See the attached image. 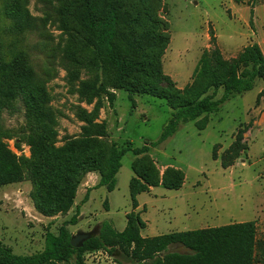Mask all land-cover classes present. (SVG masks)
Wrapping results in <instances>:
<instances>
[{"label":"trees","instance_id":"trees-1","mask_svg":"<svg viewBox=\"0 0 264 264\" xmlns=\"http://www.w3.org/2000/svg\"><path fill=\"white\" fill-rule=\"evenodd\" d=\"M27 1L0 0V187L31 182L34 205L47 217L75 210L57 232L46 233L40 252L19 255L0 242V264H87L86 254L97 251L115 256L124 253L135 264H257L261 244L255 221L144 237L146 223L133 211L127 214L123 231L104 221L98 234L94 231L80 248L71 245L74 234L70 227L80 221L81 206L75 205V200L86 176L97 173L99 182L88 189L82 204L93 189H116L122 159L128 152L136 156L132 163L135 176L130 181L134 209L137 197L151 188L162 185L169 190L181 189L184 172L168 167L162 175L151 148L172 137L181 124L196 122L199 130H205L210 114L253 90L256 81L264 79L261 47L252 44L230 60L218 48L205 51L192 82L180 89L163 68L171 42L170 25L161 15L163 0H54L52 15L55 20L59 18L69 32V42L75 44V51L66 50L62 61L69 83L76 87L82 102L93 105L91 111L76 107L75 114L84 123L82 132L59 145V114L44 81L54 67V56L48 57L43 66L36 59L30 39L36 35L41 19L30 14ZM89 68L95 70V78L75 84L81 70ZM110 89L127 92L134 107V95L167 103L172 115L158 141L134 148L130 143L120 147L110 140L106 122H99L103 95L112 103L116 99ZM7 114L22 116L19 127L8 126ZM247 132L248 128L241 125L235 141L223 153L224 169L232 167L248 150ZM9 141H14L19 151L28 146L30 157L15 153ZM213 157L217 160L216 152ZM173 245L190 252H170Z\"/></svg>","mask_w":264,"mask_h":264},{"label":"rangeland","instance_id":"rangeland-1","mask_svg":"<svg viewBox=\"0 0 264 264\" xmlns=\"http://www.w3.org/2000/svg\"><path fill=\"white\" fill-rule=\"evenodd\" d=\"M55 3L28 0L26 7L32 16L41 19L36 35L30 39L36 59L43 66L48 57L54 56V67L44 81L52 96V106L59 114V145H63L65 138L82 132L84 123L76 116V107L91 111L93 105L82 102L76 87L69 83L62 61L66 50L75 51V44L69 42V32L59 18L55 20L52 15L51 6ZM163 3L161 15L168 21L171 35L163 68L180 89L192 82L198 61L207 50L218 48L229 60L252 44H258L264 52V0H163ZM90 77L95 78V70L83 69L74 83ZM110 91L116 94V99L112 103L103 95L104 107L99 117V122L107 124L110 140L120 147L130 143L134 148L158 141L172 115L167 103L151 96L134 95V107L127 92ZM209 120L205 130H199L196 122L181 124L172 137L151 148L150 154L161 174L168 167H175L184 172L185 183L179 190L161 185L137 197L142 204L137 213L147 224L142 235L155 237L255 221L261 244L257 264H264V79L257 80L253 90L223 104L218 112L209 115ZM22 121L20 115H6L10 127H19ZM241 125L248 128L244 135L248 150L232 167L224 169L221 157L235 141ZM9 145L18 155L30 157L28 146L19 151L14 141H9ZM135 159L132 152L123 157L113 192L105 187L93 189L90 201L82 204L88 186L81 185L75 200V205L81 206L80 221L70 227L74 235L79 231L98 234L104 221H110L118 231L124 230L127 213L134 211L130 181L135 176L132 168ZM32 191L29 181L0 187V242L19 255L42 251L46 233L57 232L75 210L74 207L57 217L44 216L34 205ZM170 252L190 251L173 245ZM87 255V264H135L121 252L116 256L105 251L92 257Z\"/></svg>","mask_w":264,"mask_h":264},{"label":"crops","instance_id":"crops-1","mask_svg":"<svg viewBox=\"0 0 264 264\" xmlns=\"http://www.w3.org/2000/svg\"><path fill=\"white\" fill-rule=\"evenodd\" d=\"M172 167V166H171ZM165 169V168H164ZM229 169V168H228ZM88 181V183H87ZM99 182V176L97 173H89L86 178L84 179V182L82 183V186H85L87 185L88 186V189H91L93 187H95ZM81 187V186H80ZM80 189V188H79ZM79 191V190H78ZM150 191H152V188L150 189ZM149 191V192H150ZM92 193V191H91ZM91 193H90V198H91ZM90 201V200H89ZM108 201V200H107ZM109 202V201H108ZM138 206L136 209H134V212H139L142 208V204H140L138 201ZM110 204V203H109ZM128 214V213H127ZM140 214V213H139ZM127 225V224H126ZM147 226V224H146ZM146 228V227H145ZM125 229V228H124ZM145 237V236H144Z\"/></svg>","mask_w":264,"mask_h":264},{"label":"water","instance_id":"water-1","mask_svg":"<svg viewBox=\"0 0 264 264\" xmlns=\"http://www.w3.org/2000/svg\"><path fill=\"white\" fill-rule=\"evenodd\" d=\"M94 236V231L91 232H83L79 231L71 238V245L74 248H80L84 245V243Z\"/></svg>","mask_w":264,"mask_h":264},{"label":"built area","instance_id":"built-area-1","mask_svg":"<svg viewBox=\"0 0 264 264\" xmlns=\"http://www.w3.org/2000/svg\"><path fill=\"white\" fill-rule=\"evenodd\" d=\"M100 253H102V251H97V252L89 253L87 256L88 257H92V256H95V255L100 254Z\"/></svg>","mask_w":264,"mask_h":264}]
</instances>
